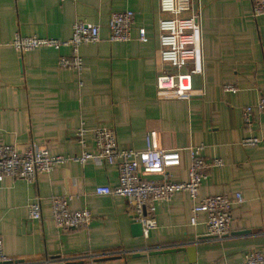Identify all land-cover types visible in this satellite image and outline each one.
Returning <instances> with one entry per match:
<instances>
[{
  "label": "crops",
  "instance_id": "0c3cea01",
  "mask_svg": "<svg viewBox=\"0 0 264 264\" xmlns=\"http://www.w3.org/2000/svg\"><path fill=\"white\" fill-rule=\"evenodd\" d=\"M190 6L201 27L202 74L191 77L193 94L180 99L155 89L161 73L157 0H0V143L78 156L74 132L82 125L112 129L123 150H142L149 130L163 149L202 146L201 157L222 166L210 170L198 197L239 193L242 199L230 208L228 235L207 237L205 215L192 222V203L178 192L155 207L156 228L133 237L126 201L93 193L97 186L116 185L115 166L66 162L31 184L0 180V240L12 264H239L248 251L264 257V112L253 110L249 127L241 120L243 108L254 107L264 91V15L251 17L250 0H190ZM124 10L133 14L131 40L109 43V15ZM74 19L99 31L97 43L78 49V75L56 65L67 48L18 53L9 46L14 36L65 41ZM140 29L143 43L136 41ZM224 84L236 91L223 92ZM248 137L259 142L241 146ZM94 149L88 133L84 150ZM187 167L180 151L170 180L184 181ZM54 197L69 198L70 210H87V227L57 229ZM32 201L39 203L38 220L27 219ZM186 246L193 256L177 250Z\"/></svg>",
  "mask_w": 264,
  "mask_h": 264
},
{
  "label": "built area",
  "instance_id": "2783aa9c",
  "mask_svg": "<svg viewBox=\"0 0 264 264\" xmlns=\"http://www.w3.org/2000/svg\"><path fill=\"white\" fill-rule=\"evenodd\" d=\"M160 18L157 21L158 60L161 73L155 79L158 92H169L175 98L187 99L191 90V77L202 74L201 27L198 13H193L190 0H157ZM187 14L186 16H184ZM250 15H264V0H250ZM133 14L129 10L113 12L107 22V41L109 43H125L131 40L130 28ZM70 36L65 41L51 38L14 36L9 46L18 53L37 49L60 48L69 49L68 55H59L56 65L60 69L71 70L78 75L81 70V58L78 49L81 46L95 44L99 41L96 25L74 19ZM138 42H145L143 29L138 30ZM185 73H179L182 68ZM170 70H174L172 73ZM223 92L234 93L236 89L224 84ZM264 112V91L259 95L254 107H245L241 113L243 126L251 124L252 111ZM90 133L94 145V153L84 150L85 135ZM80 148L78 156H50L45 148L28 146L17 149L13 145L0 143V180L8 177L33 183L39 174L49 173L55 166L66 162L83 164L92 161L95 164L114 165L117 182L113 188L97 186L95 195H111L126 201L133 223L140 225L143 237L156 228L154 219L155 207L166 203L175 193H185L191 201L190 214L192 222L198 213L205 215L203 222L205 235L212 239H222L228 235L230 208L242 202L239 193L232 197L215 195L200 198L198 188L212 168L221 167L220 160H206L201 157L202 146H190L183 149H163L159 146L157 132L149 130L145 133L144 148L140 151L118 149L114 132L110 128L86 130L79 125L74 132ZM259 140L248 137L241 140V146H255ZM184 151L188 158V167L184 181L172 182L169 171L179 165V153ZM154 177V178H153ZM69 198L54 197L51 200V217L54 226L64 231L80 230L87 227L91 215L87 210H70L67 206ZM27 219L38 220L40 208L37 201L26 206ZM2 251L0 240V264H12ZM239 264H264V257L258 252L248 251Z\"/></svg>",
  "mask_w": 264,
  "mask_h": 264
},
{
  "label": "water",
  "instance_id": "95a60500",
  "mask_svg": "<svg viewBox=\"0 0 264 264\" xmlns=\"http://www.w3.org/2000/svg\"><path fill=\"white\" fill-rule=\"evenodd\" d=\"M130 230H131V235L133 237H141L142 236V233H141V228H140V225L137 224V223H133L131 226H130ZM178 251H184L186 252V254L191 257L193 256L194 254V249L191 247V246H186V247H179L177 249ZM177 250H174V251H177ZM159 253V252H157ZM190 254V255H189Z\"/></svg>",
  "mask_w": 264,
  "mask_h": 264
}]
</instances>
